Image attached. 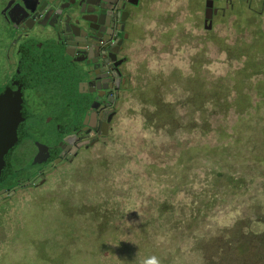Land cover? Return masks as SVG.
I'll list each match as a JSON object with an SVG mask.
<instances>
[{
  "label": "rangeland",
  "instance_id": "rangeland-1",
  "mask_svg": "<svg viewBox=\"0 0 264 264\" xmlns=\"http://www.w3.org/2000/svg\"><path fill=\"white\" fill-rule=\"evenodd\" d=\"M202 7L147 0L113 130L4 201L0 264H264V83H240L236 55L256 26L206 33ZM155 99L179 122L146 127Z\"/></svg>",
  "mask_w": 264,
  "mask_h": 264
},
{
  "label": "flooded vegetation",
  "instance_id": "flooded-vegetation-1",
  "mask_svg": "<svg viewBox=\"0 0 264 264\" xmlns=\"http://www.w3.org/2000/svg\"><path fill=\"white\" fill-rule=\"evenodd\" d=\"M88 1L78 6L86 20L63 21L61 29L54 17L31 12L37 4L47 7L45 0H25L29 10L22 0H0V105L8 120H18V140L6 152L0 173V234L4 201L20 189L48 185L52 169L102 142L131 88L130 44L141 32L147 0ZM202 2L206 33L228 25L231 14L240 25L256 26L250 40L238 39L237 73L240 83L253 78L264 83V40L258 39L264 37V0ZM77 4L59 0L64 7ZM38 114L46 116V127L34 140L32 120ZM24 143L32 150L20 149Z\"/></svg>",
  "mask_w": 264,
  "mask_h": 264
},
{
  "label": "water",
  "instance_id": "water-1",
  "mask_svg": "<svg viewBox=\"0 0 264 264\" xmlns=\"http://www.w3.org/2000/svg\"><path fill=\"white\" fill-rule=\"evenodd\" d=\"M24 2L25 0H22L21 5H24V8L29 10V6L26 3L23 4ZM45 2H47L48 4L47 7L38 6L37 4V6L32 9L31 12L37 11L36 13H38V17H54V19L56 20L54 25L57 24L61 29L63 21L69 22L72 25H77L80 24L83 20H86L85 16L82 15L85 10L78 9V6H81L83 2H89L88 0H78L77 5H68L66 7H64L63 5H59V0H45ZM72 20H74V22H72ZM70 28H73V26H70ZM74 34L75 32L73 31L72 35ZM6 113H8V111L3 110L2 105H0V170L3 166L4 155L14 144L13 138L17 136L16 127L18 121H16V119L8 120L6 117Z\"/></svg>",
  "mask_w": 264,
  "mask_h": 264
},
{
  "label": "trees",
  "instance_id": "trees-1",
  "mask_svg": "<svg viewBox=\"0 0 264 264\" xmlns=\"http://www.w3.org/2000/svg\"><path fill=\"white\" fill-rule=\"evenodd\" d=\"M152 105V108L149 106H144L143 108L146 127L163 128L173 122H179V117L176 113L178 109L175 104L165 102L162 99H155ZM261 241L264 242V234Z\"/></svg>",
  "mask_w": 264,
  "mask_h": 264
},
{
  "label": "clouds",
  "instance_id": "clouds-1",
  "mask_svg": "<svg viewBox=\"0 0 264 264\" xmlns=\"http://www.w3.org/2000/svg\"><path fill=\"white\" fill-rule=\"evenodd\" d=\"M148 264H160V262L156 257H152Z\"/></svg>",
  "mask_w": 264,
  "mask_h": 264
}]
</instances>
